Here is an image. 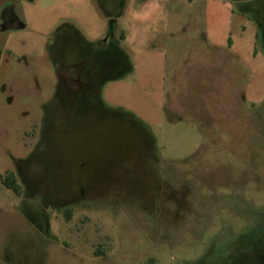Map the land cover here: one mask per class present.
Wrapping results in <instances>:
<instances>
[{"label": "rangeland", "instance_id": "1", "mask_svg": "<svg viewBox=\"0 0 264 264\" xmlns=\"http://www.w3.org/2000/svg\"><path fill=\"white\" fill-rule=\"evenodd\" d=\"M3 15L0 264H264V0Z\"/></svg>", "mask_w": 264, "mask_h": 264}, {"label": "flooded vegetation", "instance_id": "2", "mask_svg": "<svg viewBox=\"0 0 264 264\" xmlns=\"http://www.w3.org/2000/svg\"><path fill=\"white\" fill-rule=\"evenodd\" d=\"M18 22L16 20V18L13 15L6 16L3 15V18H1V22H0V30L2 29H6L8 27L11 26H17ZM95 69H93V67L88 66L85 67L82 65V63H78V65H75V69H74V82L71 84H65L67 85L66 88H68L70 90V88L72 90H77L78 88H80V86L76 83L81 81V78L84 76L86 77V79H92V77L95 76L94 74ZM78 81V82H76ZM89 83V82H88ZM19 170H21L20 168H16L14 171L8 170L3 172L2 174H0V188L4 190H7L9 193L15 195L16 197L22 198V197H27L28 195V187L27 184L24 182V180L19 176V179L21 181V183H23L22 185H24V192L25 194L23 195L22 189L19 186V195L16 194L15 192V186L17 184V178L19 175Z\"/></svg>", "mask_w": 264, "mask_h": 264}, {"label": "trees", "instance_id": "3", "mask_svg": "<svg viewBox=\"0 0 264 264\" xmlns=\"http://www.w3.org/2000/svg\"><path fill=\"white\" fill-rule=\"evenodd\" d=\"M19 189H20L19 186L16 184V186H15V192H16L17 195H19Z\"/></svg>", "mask_w": 264, "mask_h": 264}, {"label": "crops", "instance_id": "4", "mask_svg": "<svg viewBox=\"0 0 264 264\" xmlns=\"http://www.w3.org/2000/svg\"><path fill=\"white\" fill-rule=\"evenodd\" d=\"M243 1H247V0H235V3L240 4V3L243 2ZM246 3H248V2H245L244 4H246Z\"/></svg>", "mask_w": 264, "mask_h": 264}]
</instances>
